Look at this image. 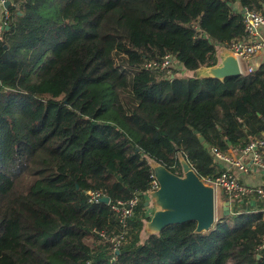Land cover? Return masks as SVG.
Returning a JSON list of instances; mask_svg holds the SVG:
<instances>
[{
	"label": "trees",
	"instance_id": "trees-1",
	"mask_svg": "<svg viewBox=\"0 0 264 264\" xmlns=\"http://www.w3.org/2000/svg\"><path fill=\"white\" fill-rule=\"evenodd\" d=\"M14 2L0 31V264H264V211L248 199L208 231H144L152 162L182 174L181 155L207 181L226 171L214 148L264 138V62L190 76L248 41L234 5L264 0ZM169 54L185 74L146 66ZM134 197L115 252L111 204Z\"/></svg>",
	"mask_w": 264,
	"mask_h": 264
},
{
	"label": "water",
	"instance_id": "water-1",
	"mask_svg": "<svg viewBox=\"0 0 264 264\" xmlns=\"http://www.w3.org/2000/svg\"><path fill=\"white\" fill-rule=\"evenodd\" d=\"M11 1L4 3L9 8ZM9 28V26H7ZM220 60L214 66H203L192 71L195 77H214L224 80L227 77L243 74L240 59L227 47L218 53ZM204 140L203 136H200ZM182 174L175 173L165 165L152 162V168L159 188L146 193V205L152 209L149 220L145 224V233H159L171 224L183 223L189 220L197 222L196 232L208 231L218 220L216 186L203 180L193 166L180 155ZM102 202L109 203L110 197L104 196ZM231 212L230 201L223 205V215Z\"/></svg>",
	"mask_w": 264,
	"mask_h": 264
},
{
	"label": "built area",
	"instance_id": "built-area-1",
	"mask_svg": "<svg viewBox=\"0 0 264 264\" xmlns=\"http://www.w3.org/2000/svg\"><path fill=\"white\" fill-rule=\"evenodd\" d=\"M6 1L7 0H0V3L4 4ZM10 1L11 4L15 3V0ZM244 14L246 16L245 22L249 36L248 41L237 40L231 43V45L226 46L240 59V61L247 60L264 49V39H255L259 28L264 25V12L261 10L246 9ZM4 16H9L7 9L5 10ZM146 66H150L152 68L160 67L161 69L166 70L169 76L173 73L174 69L180 70L181 72L183 70L182 67H179L176 57L170 54L165 56L162 62L154 61L147 63ZM212 151L217 160L228 162L243 171L249 170V167L242 158H236L234 155L228 154L227 152H223L216 148ZM240 152L243 156L252 158L253 162L258 166L264 167V138H256L252 140L245 148L241 149ZM152 178L153 180L148 192L159 188V182L154 173L152 174ZM206 182L215 185L216 189L217 187L222 188L228 199L233 203H242L246 199H252L253 197L262 205V211H264V186H249L241 182L240 179L229 170L207 179ZM90 196L91 201H100L105 194L102 191H91ZM138 202V197H134L128 201L118 200L111 204L113 211L123 226V230L121 232L110 237L111 248L115 252H118L122 240L126 237L127 233H129L128 219L133 215ZM100 234L107 238V235L103 233ZM260 248L264 249V237L263 245H261Z\"/></svg>",
	"mask_w": 264,
	"mask_h": 264
},
{
	"label": "crops",
	"instance_id": "crops-1",
	"mask_svg": "<svg viewBox=\"0 0 264 264\" xmlns=\"http://www.w3.org/2000/svg\"><path fill=\"white\" fill-rule=\"evenodd\" d=\"M234 6L238 10L243 11V13H245V10L248 9V8H243V6L239 2H237ZM5 9H6L5 6L0 3V31L4 27L3 17H4ZM261 38L264 39V25H262L259 28L258 34L255 37V39H261ZM223 47H226V46H220L218 48V51ZM220 59L221 58L219 56L218 61ZM263 62H264V49L261 50L259 53L251 56L249 59L241 61V65H242V68L244 71L245 70L251 71L252 69H255L256 67H258ZM244 71H243V73H244ZM181 73L185 74L186 70L183 69ZM190 76H192V72H190ZM227 153L234 155L236 158H242L245 161V163L247 164V166L249 167V170L243 171V170L238 169L235 165H231L228 162L219 161L221 163L222 167L225 168V170H229V171L233 172L240 179L241 182H243L249 186H253V187L264 186V167L258 166L256 163L253 162L252 158L243 156V154L240 151H236V150L231 148L227 151ZM227 198L228 197L224 193V190L222 188H220L219 193H217V216H218V212L223 211V205H224V202L227 200ZM248 201L251 203L250 204L251 206H253V205L256 206V204L258 203L256 201V199L253 197H252V199L249 198ZM235 203L241 205L243 202L242 203L235 202ZM235 203L230 201V209L233 206H235ZM151 204L152 203H150V206H148V212H147L148 214H150L151 209H152ZM255 206H253V207H255Z\"/></svg>",
	"mask_w": 264,
	"mask_h": 264
},
{
	"label": "rangeland",
	"instance_id": "rangeland-1",
	"mask_svg": "<svg viewBox=\"0 0 264 264\" xmlns=\"http://www.w3.org/2000/svg\"><path fill=\"white\" fill-rule=\"evenodd\" d=\"M3 5H4V4H3ZM6 9H8V8H6ZM6 9H5V10H6ZM4 13H5V12H4ZM243 71H244V70H243ZM219 191H220V188L217 187V193H219ZM100 201H102V200L100 199ZM222 216H224V215H223V211H222V212H218V217L220 218V217H222ZM144 229H145V228H144Z\"/></svg>",
	"mask_w": 264,
	"mask_h": 264
}]
</instances>
